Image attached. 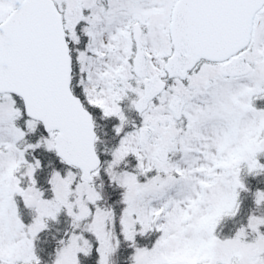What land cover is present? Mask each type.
Returning a JSON list of instances; mask_svg holds the SVG:
<instances>
[{
    "label": "snow or ice",
    "instance_id": "obj_1",
    "mask_svg": "<svg viewBox=\"0 0 264 264\" xmlns=\"http://www.w3.org/2000/svg\"><path fill=\"white\" fill-rule=\"evenodd\" d=\"M0 264H264V0H0Z\"/></svg>",
    "mask_w": 264,
    "mask_h": 264
}]
</instances>
